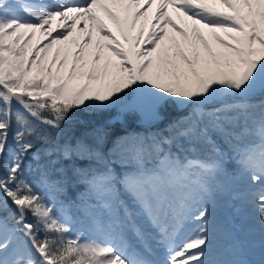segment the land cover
I'll return each instance as SVG.
<instances>
[{
    "label": "snow or ice",
    "instance_id": "obj_1",
    "mask_svg": "<svg viewBox=\"0 0 264 264\" xmlns=\"http://www.w3.org/2000/svg\"><path fill=\"white\" fill-rule=\"evenodd\" d=\"M0 264H264V0H0Z\"/></svg>",
    "mask_w": 264,
    "mask_h": 264
},
{
    "label": "rangeland",
    "instance_id": "obj_2",
    "mask_svg": "<svg viewBox=\"0 0 264 264\" xmlns=\"http://www.w3.org/2000/svg\"><path fill=\"white\" fill-rule=\"evenodd\" d=\"M112 115H115V113L112 112V113L99 114L92 111L80 112L75 117H73L70 123L65 125L64 131L59 139L65 142L74 141L75 139L84 136L87 132H90L93 128L104 124ZM88 126H90L91 128L89 127L90 128L89 129ZM137 128L138 125H134L133 129H129V130H134ZM217 214L222 220L231 221V223L236 225L239 229L246 227L242 222L243 218L235 216L233 214V210L231 207L221 206L217 210ZM244 231H247V228L246 230L244 229ZM257 258H258V250H257Z\"/></svg>",
    "mask_w": 264,
    "mask_h": 264
},
{
    "label": "bare ground",
    "instance_id": "obj_3",
    "mask_svg": "<svg viewBox=\"0 0 264 264\" xmlns=\"http://www.w3.org/2000/svg\"><path fill=\"white\" fill-rule=\"evenodd\" d=\"M154 8H155V6H154ZM154 8H153V11H154ZM170 11V14H171V10H169ZM173 19H176V16L173 14ZM177 23H180V21L179 20H177ZM183 26V25H182ZM206 38H208L207 36H206ZM42 38L41 37H39V35L37 36V40H34L33 41V44H36L37 43V41L38 40H41ZM230 204H234V203H236V202H233V201H230L229 202ZM243 224L246 226L245 228H249V226H250V224H251V221L250 220H248V219H245V218H243ZM258 250V249H257Z\"/></svg>",
    "mask_w": 264,
    "mask_h": 264
},
{
    "label": "trees",
    "instance_id": "obj_4",
    "mask_svg": "<svg viewBox=\"0 0 264 264\" xmlns=\"http://www.w3.org/2000/svg\"><path fill=\"white\" fill-rule=\"evenodd\" d=\"M80 125H81V124H80ZM90 125H91V124H90ZM84 126H85V125H84ZM85 127H86V126H85ZM89 127H90V126H88V128H89ZM81 128H82V126H81ZM90 128H91V127H90ZM90 128H89V129H90Z\"/></svg>",
    "mask_w": 264,
    "mask_h": 264
}]
</instances>
